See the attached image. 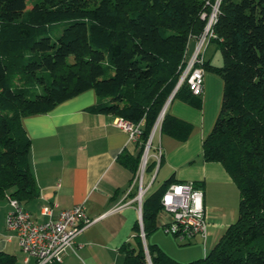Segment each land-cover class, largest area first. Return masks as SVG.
I'll list each match as a JSON object with an SVG mask.
<instances>
[{
	"label": "trees",
	"instance_id": "obj_1",
	"mask_svg": "<svg viewBox=\"0 0 264 264\" xmlns=\"http://www.w3.org/2000/svg\"><path fill=\"white\" fill-rule=\"evenodd\" d=\"M214 5L209 40L222 63L201 65L221 78L222 92L201 151L235 183L237 219L204 256L185 262L168 256L147 237L158 228L163 192L176 182L169 177L144 194L145 242L136 220L119 248L121 264H264V0H0V197L7 193L24 206L38 196L22 118L87 90L96 95L90 112L141 122L133 151L118 156L132 181L170 97L200 106L178 80L187 41L204 32ZM159 130L185 141L192 125L166 108ZM154 170L149 158L144 175ZM15 260L0 251V264Z\"/></svg>",
	"mask_w": 264,
	"mask_h": 264
},
{
	"label": "crops",
	"instance_id": "obj_2",
	"mask_svg": "<svg viewBox=\"0 0 264 264\" xmlns=\"http://www.w3.org/2000/svg\"><path fill=\"white\" fill-rule=\"evenodd\" d=\"M197 43L195 36L188 39L184 60L191 57ZM203 61L212 65L222 63L218 46L209 39L203 47ZM221 92V78L205 70L203 92L197 96L199 108L172 97L166 105L171 114L192 125V137L178 141L162 134L158 125L151 140L150 153L160 148L161 158L154 174H148L146 193H149L156 171L159 173L160 170L163 182L169 177L176 182H196L203 191L205 238L197 235L190 242L196 239L202 242L197 258L204 256L232 223L228 211L231 207L222 201L226 192L237 189L219 162L202 159L201 142L216 117ZM95 101L94 91L87 90L46 113L22 118L23 128L30 139L29 166L38 187V196L26 202L24 208L36 221L42 222L48 219L41 213L43 206L51 207L52 216L56 217L59 210L82 204L91 220L75 236L73 249L65 253L62 262L52 264H121L123 255L119 248L131 237L132 226L138 220L135 194L131 195L136 192L137 185H132L128 167L118 161L122 151H133V144L128 134L116 125V116L87 110ZM3 197L8 199L7 193ZM4 206L0 251L14 254L17 259L16 252L18 248L21 250L17 238L5 227L9 202ZM147 241L156 243L174 259L181 255L179 249L151 234ZM24 257L22 255L18 264H33L35 261L30 258L25 262Z\"/></svg>",
	"mask_w": 264,
	"mask_h": 264
},
{
	"label": "built area",
	"instance_id": "obj_3",
	"mask_svg": "<svg viewBox=\"0 0 264 264\" xmlns=\"http://www.w3.org/2000/svg\"><path fill=\"white\" fill-rule=\"evenodd\" d=\"M216 10L217 5H214L208 17L204 32L197 37L198 43L196 48L191 57L188 60H184L182 72L178 80V83L185 80L191 93L196 96H199L203 92L205 73V69L201 65L203 63V47L207 39L212 36L210 26L214 20ZM166 105L167 102L160 112L145 144L136 175L132 182V185H137L134 200L138 205V222L143 240L144 233L142 231L140 215L142 198L148 188L143 184V176L149 158L155 160V170L160 163V148L153 149L152 154L150 153V148L153 131L159 125ZM115 123L128 134L131 142L137 141L140 137L141 122L134 123L116 117ZM8 202L10 210L7 212L5 218L6 230L17 238L18 245L25 255V262L33 258L35 260L33 264L62 262L65 253L69 249H73L75 236L84 226L91 222L86 216L82 204L61 209L56 217L52 216L51 207L43 206L41 213L47 215L48 219L38 222L17 199L8 197ZM161 205L162 209L171 216L170 220L162 226L165 233L170 234L180 244L190 243L197 235L205 238L206 219L203 191L198 183L190 181L170 183L162 194Z\"/></svg>",
	"mask_w": 264,
	"mask_h": 264
},
{
	"label": "rangeland",
	"instance_id": "obj_4",
	"mask_svg": "<svg viewBox=\"0 0 264 264\" xmlns=\"http://www.w3.org/2000/svg\"><path fill=\"white\" fill-rule=\"evenodd\" d=\"M32 90H34L35 92H40L41 88L38 86H35L34 89H32ZM220 100H221V95H220ZM220 100L218 103V107L216 109L217 110L216 115H217L218 110H219ZM192 135H193V133L191 132L190 136L192 137ZM147 180H148V174H146V176L144 177V181H143L144 185H146ZM162 182H163V179H162L161 170L159 173L156 171L155 179H154L152 185H150L148 192L155 190L157 187L160 186V184ZM238 201H239V196H238V190L237 189L231 193L226 192V194L224 195L223 201H222L224 205H229L231 207V209H229L228 211H230V214L232 216V222H234L238 216ZM6 203H8L7 198H4V197L0 198V230H3V224H2L3 218L2 217L4 215V212H3L2 207ZM170 218H171V216L168 212H166L164 209L160 210L158 215H157V221H158L159 226L153 233H151V235L159 238L160 240H164L166 243H170L173 248H175L176 250L179 249V251H181L180 257H177L178 255H176L175 260L185 262V261H189V260L197 258L195 256H197L196 254H198V252H200V250L202 249V242H200V241H198V239H196V241L194 240V242H192V243L181 245L170 234H166L164 232L161 224L163 222L169 221ZM16 255H17V259L15 261L16 264H18V262L21 263L22 255H24V254L21 250H19V248L16 252Z\"/></svg>",
	"mask_w": 264,
	"mask_h": 264
},
{
	"label": "water",
	"instance_id": "obj_5",
	"mask_svg": "<svg viewBox=\"0 0 264 264\" xmlns=\"http://www.w3.org/2000/svg\"><path fill=\"white\" fill-rule=\"evenodd\" d=\"M172 97V96H171ZM141 216V215H140ZM144 241V240H143Z\"/></svg>",
	"mask_w": 264,
	"mask_h": 264
}]
</instances>
